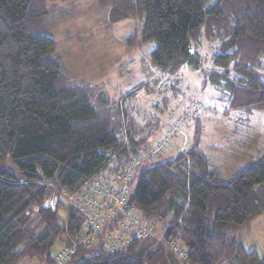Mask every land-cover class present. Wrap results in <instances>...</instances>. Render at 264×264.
Instances as JSON below:
<instances>
[{"label": "trees", "instance_id": "obj_1", "mask_svg": "<svg viewBox=\"0 0 264 264\" xmlns=\"http://www.w3.org/2000/svg\"><path fill=\"white\" fill-rule=\"evenodd\" d=\"M50 1L58 0H0V264H20L25 256L56 264L63 235L79 238L84 216L71 208L65 230V206L45 208L50 189L42 183L75 193L113 159L128 162L149 154L133 173L131 208L156 234L163 230V242L136 238L110 252L104 246L109 225L100 245L77 247L66 264H264L257 251L226 236L264 215V156L222 179L199 149V126L191 151L160 159L166 151L158 153L155 145L164 136L153 145L150 128L135 129L126 113L141 87L125 94V103H114L93 82L66 76L56 42L44 34L65 18L56 16L58 7H49ZM92 3L108 9L111 28L137 22L125 46L154 42L149 61L155 71L166 76L184 67L202 71L205 83L228 103L227 113L249 117L264 111V0ZM205 42L214 50L208 70L200 54ZM162 100L161 110L168 103ZM172 240L187 250L184 262L167 251Z\"/></svg>", "mask_w": 264, "mask_h": 264}, {"label": "rangeland", "instance_id": "obj_2", "mask_svg": "<svg viewBox=\"0 0 264 264\" xmlns=\"http://www.w3.org/2000/svg\"><path fill=\"white\" fill-rule=\"evenodd\" d=\"M52 3L58 7L56 16L65 18L44 34L56 42V54L61 58L66 76L77 82H93L114 103H125L124 95L141 87L130 103L125 104V111L132 117L135 129L150 128L153 145L162 136L170 137L169 146L161 150L166 152H158L162 153L160 159L171 160L191 151L196 145L199 126V149L210 162L211 169L218 170L222 179H232L251 159L264 156V111L249 117L241 112L227 113L228 103L215 87L205 83L202 71L184 67L173 76L155 71L149 61V54L156 46L154 42L135 49L125 46L124 40L138 28L136 21L117 23L111 28L108 9L94 8L92 0L50 1L48 6L51 7ZM208 45L205 42L200 50L203 69L207 70L212 67L214 51ZM260 77L264 79V71ZM176 90L177 96H174ZM163 98L168 103L161 110V105L157 106ZM128 124L126 117L122 126L127 130ZM42 186L45 187L43 183ZM67 212L64 207L65 230ZM107 229L108 226L104 228L103 235ZM162 236V229L157 234L155 232L154 239L158 244L163 242ZM226 236L229 241L243 245L248 251L255 250L264 258V215L250 220L240 229L227 230ZM67 238L65 233L59 247L67 244ZM100 244L98 241L93 247ZM167 251L170 252L169 249ZM75 263L76 260L70 264ZM20 264L43 263L25 256Z\"/></svg>", "mask_w": 264, "mask_h": 264}, {"label": "built area", "instance_id": "obj_3", "mask_svg": "<svg viewBox=\"0 0 264 264\" xmlns=\"http://www.w3.org/2000/svg\"><path fill=\"white\" fill-rule=\"evenodd\" d=\"M169 138L164 137L159 143L158 152L169 146ZM149 155L128 162L113 159L103 171L75 193L61 192L51 184H44L50 189L43 204L45 208L55 211L62 203L67 208V215L71 208H75L85 220L79 238L75 240L68 235L69 242L66 241L67 244L60 247L55 256L56 264H66L76 254L79 246L91 248L98 244L100 234L109 225L112 228L106 236L104 246L110 252L129 247L136 238L141 240L155 238V231L151 225L143 222L133 208L125 209L130 201V182L133 173L148 160ZM167 249L178 261L186 260L187 250L180 241H170Z\"/></svg>", "mask_w": 264, "mask_h": 264}, {"label": "water", "instance_id": "obj_4", "mask_svg": "<svg viewBox=\"0 0 264 264\" xmlns=\"http://www.w3.org/2000/svg\"><path fill=\"white\" fill-rule=\"evenodd\" d=\"M193 50H192V48H191V46H190V55L192 56L193 55ZM132 206V199H130V201H129V203H128V205H127V207L125 208V209H127V208H130Z\"/></svg>", "mask_w": 264, "mask_h": 264}, {"label": "bare ground", "instance_id": "obj_5", "mask_svg": "<svg viewBox=\"0 0 264 264\" xmlns=\"http://www.w3.org/2000/svg\"><path fill=\"white\" fill-rule=\"evenodd\" d=\"M188 260V259H187Z\"/></svg>", "mask_w": 264, "mask_h": 264}]
</instances>
